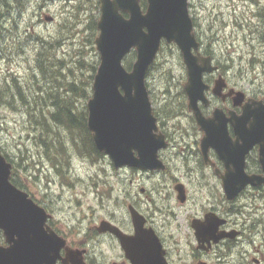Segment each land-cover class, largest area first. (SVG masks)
<instances>
[{
	"label": "rangeland",
	"instance_id": "obj_1",
	"mask_svg": "<svg viewBox=\"0 0 264 264\" xmlns=\"http://www.w3.org/2000/svg\"><path fill=\"white\" fill-rule=\"evenodd\" d=\"M46 1L22 0L20 6L16 0H0L3 13L0 18V90H8L6 80L12 77L30 96L39 91L50 92L53 87L52 90L71 97L76 111L87 113L93 77L99 65L94 43L98 32L88 27L93 19L97 20L98 11L89 3L97 5V1ZM243 1L188 0L189 15L197 40L222 65L230 84L258 93L264 91V21L257 19L255 8L244 5ZM8 2L10 5L5 7ZM85 6L87 12H80ZM48 15L55 17L54 24L48 22ZM39 53L52 64L45 74L52 75V70L58 69L62 89H54L56 83L46 81L41 74L34 75ZM135 57V51H131L123 60L127 70L131 69ZM186 78L180 51L174 44L162 42L147 72L146 87L157 121L166 124L176 136L183 130L181 137L184 138L186 123L190 120L182 93ZM67 82L78 83L84 92L83 98L66 93L63 86ZM42 101L47 113L51 109L47 106L54 100ZM18 102L14 101L12 107L0 106V149L15 167V182L52 216L55 228L70 240L84 243L85 233L91 227L113 212L120 219L125 205L135 202L143 210H149L146 199H139V189L144 187L151 193L156 181L151 182L143 172L131 168L114 169L109 157L102 153L97 156L83 153L80 140H73L64 127L50 122L48 114L45 117L49 136L45 141L51 145L45 152L38 141L39 127ZM159 184L170 185L162 178ZM151 196L155 198V193ZM186 216L187 212L182 210L177 222L182 224ZM89 246L94 245L89 242ZM251 253H248L249 258ZM261 253L264 254V246ZM237 254L233 251L230 259L236 262Z\"/></svg>",
	"mask_w": 264,
	"mask_h": 264
},
{
	"label": "water",
	"instance_id": "obj_2",
	"mask_svg": "<svg viewBox=\"0 0 264 264\" xmlns=\"http://www.w3.org/2000/svg\"><path fill=\"white\" fill-rule=\"evenodd\" d=\"M146 4L143 12L139 0H99V33L94 40L99 65L93 78L92 96L86 106V124L96 150L107 155L115 169H163L158 152L165 146L164 136L157 133V119L153 115L145 84L147 71L162 41L173 43L181 53L187 75L183 90L188 99V110L194 114L202 130L211 128L200 115L197 102L200 100L206 104L204 91L208 86L203 82V75L212 73L216 67L212 66L210 57L199 55L188 0H146ZM121 13L128 14V18ZM132 50L136 52V59L131 70L127 71L123 59ZM220 82L216 81L214 92L222 90L224 85ZM236 94L238 98H243V93ZM258 106L260 108L246 104L243 126L246 131L248 123L255 131L256 125H259L256 130L260 140L256 139L253 143L259 142L264 154V107L261 103ZM210 121L221 122L218 115ZM233 126L238 136L236 120ZM209 139L212 138L203 139V143ZM230 142L228 139L225 143L220 137V148L217 145L221 159L234 166L233 171H227L221 177L228 201L234 200L246 185L263 181L242 175V168L237 165L242 158L237 159L230 149ZM244 143L247 149L250 144L246 135ZM11 169L12 165L0 153V231L5 243L0 245V264H56L59 251L63 248L67 250L65 240L47 225L50 214L11 183ZM178 198L181 202L185 199L181 187ZM131 213L134 236L124 235L107 221L100 222L97 230L116 235L127 252L159 250V264H167L160 243L152 233L142 229V220L133 209ZM208 222V227H216L221 220ZM133 264L138 263L133 261Z\"/></svg>",
	"mask_w": 264,
	"mask_h": 264
},
{
	"label": "flooded vegetation",
	"instance_id": "obj_3",
	"mask_svg": "<svg viewBox=\"0 0 264 264\" xmlns=\"http://www.w3.org/2000/svg\"><path fill=\"white\" fill-rule=\"evenodd\" d=\"M53 1L48 0L46 3ZM96 1L95 11H98V17L97 20H92L95 23V28L93 26L92 29L98 32L100 8L99 0ZM243 4L252 5L256 11L255 17L264 21V4L261 5V0H244ZM85 10L86 12L88 10L86 6L80 12ZM42 13L47 16L45 12ZM121 14L124 18H128V14ZM46 19L50 24L56 22L53 15H48ZM88 27H92L91 22ZM197 41L199 55L210 57L212 66L216 67L212 73L203 75V82L208 86L204 91L206 104L200 100L197 102L200 115L211 128L208 131L200 128L194 114L188 110V99L182 89L190 119L186 123V138L181 137L183 130L176 136V132H171L166 124L157 121V133L164 136L165 143L158 152L163 169L142 171L131 168L143 172L147 178H151V182L156 181L152 186L154 191L151 192L155 193V198L144 187L139 189V199L142 197L146 199L149 210H143L135 202L125 205L124 212L120 214L121 217L125 216L124 219L121 217L118 219L117 214L113 212L111 216L100 220L85 233L84 243L70 240L55 228L50 215L47 225L65 240L67 247V250L63 248L59 251L60 256L56 264H133V261L138 264H159V250L127 252L122 248L116 235L110 232L100 233L97 230L100 222L107 221L124 235L134 236L131 209L142 220V229L152 233L158 244L160 243L167 264H250V260L251 264H264V254H260L261 247L264 246L262 241L264 240V154L261 153L260 143H253L256 139L260 140L259 131L256 130L259 125H256L255 131L248 123L246 131L243 126V111L246 104L259 107L261 103L264 107V91L257 93L231 85L222 65L209 50L203 49L199 39ZM216 81L224 85L221 91L214 92ZM239 92L243 93V98H238L236 93ZM217 115L221 122L218 124L211 122L210 120ZM235 120L238 136L234 132ZM262 122H264L263 118ZM245 135L248 136V144H250L247 145V149L244 143ZM208 136L212 139L203 143V139ZM220 137L225 143L230 139V149L237 155V159L242 158L237 164L242 168V175L263 180L256 185H246L232 201L226 199L221 177L227 171H233L234 166L233 163L228 164L227 161L222 160L217 152V145L220 148L218 144ZM90 138L92 141L91 133ZM262 142L264 145V138ZM92 145L94 146L93 141ZM90 155L97 156L94 153ZM160 178L167 180L170 185L159 184ZM179 187L184 193L183 202L178 198ZM28 196L37 203L29 194ZM182 210L187 212V216L180 224L177 221ZM218 220H221V223L216 227H208V221L216 223ZM212 229L214 231L210 232ZM0 236V245H5L1 231ZM216 238L217 241H214ZM89 242L94 245L92 248ZM233 251L238 253L236 262L229 257ZM248 253H251L250 258Z\"/></svg>",
	"mask_w": 264,
	"mask_h": 264
},
{
	"label": "trees",
	"instance_id": "obj_4",
	"mask_svg": "<svg viewBox=\"0 0 264 264\" xmlns=\"http://www.w3.org/2000/svg\"><path fill=\"white\" fill-rule=\"evenodd\" d=\"M17 4L22 6L23 2L22 0H16ZM10 2L5 3V7H8ZM89 3V2H87ZM145 6L146 2H142ZM91 6H94L95 9H97V5L89 3ZM2 12L0 8V18L2 17ZM91 25L93 28H95V23L91 21ZM94 31V29H93ZM39 53L38 57L36 58V66H37V72L34 74L35 76H38L41 74V76L47 81L50 80L51 83H56V88L62 89V83L58 80L59 72L58 69L52 70V75L45 74L47 73L46 70H48V66H52V64L45 59L44 54ZM94 70V69H93ZM6 82L8 83L6 86L8 90H0V106H10L12 107V103L14 101H19L18 103L21 104V106L26 110V114L29 117V119H34V123L39 127V130L41 131L38 135V141L40 144H42L45 147V152L50 150V143L48 141H45L47 137L49 136L48 133V125L46 124L47 118L45 117L47 114L49 115V120L52 123H55L54 125L62 126L64 127L74 140L75 138H78L82 144V152L87 154L94 153L95 155H99L98 152L95 150L94 146L92 145V141L90 138V133L87 130L86 121H87V113L83 111H76V109L72 105L71 97H67L63 95V93L58 92V90H52L53 87H50V92L47 91H39V94H36L35 96L27 95V92H25L24 87L21 83H18V81L15 78L7 79ZM64 87V90L66 93H71L73 96L82 97L84 96V92H82L81 87L76 82H67ZM64 96V97H62ZM47 99L50 101L53 99L54 101L51 103V105L47 106L51 109L48 110L47 113L43 110V103L45 101H42L44 99ZM37 103V104H36ZM46 105V104H44ZM174 115V114H170ZM170 117V116H169ZM0 152L2 153L1 149ZM2 155L6 158L8 162L11 163V160L4 154ZM12 164V163H11ZM13 165V164H12ZM15 167L12 168V173L10 177V181L12 184L17 186L18 188L20 185H18L14 180L15 173Z\"/></svg>",
	"mask_w": 264,
	"mask_h": 264
}]
</instances>
